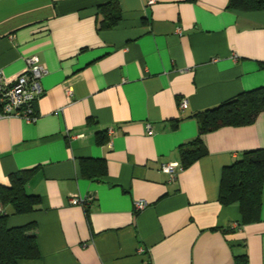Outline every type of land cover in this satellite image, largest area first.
I'll list each match as a JSON object with an SVG mask.
<instances>
[{
	"label": "crops",
	"instance_id": "obj_1",
	"mask_svg": "<svg viewBox=\"0 0 264 264\" xmlns=\"http://www.w3.org/2000/svg\"><path fill=\"white\" fill-rule=\"evenodd\" d=\"M111 1L0 0L5 82L33 55L48 72L36 122L0 119V185L34 170L27 193L41 199L8 220L34 226L41 256L28 264H264V192L261 221L241 228L239 207L219 202L224 168L264 148V112L204 135L207 155L175 178L161 170L197 137L196 113L264 87V11L118 0L121 20L102 28ZM86 160L104 161L106 174H85ZM90 196L87 207L70 202ZM138 200L148 205L136 212Z\"/></svg>",
	"mask_w": 264,
	"mask_h": 264
},
{
	"label": "trees",
	"instance_id": "obj_2",
	"mask_svg": "<svg viewBox=\"0 0 264 264\" xmlns=\"http://www.w3.org/2000/svg\"><path fill=\"white\" fill-rule=\"evenodd\" d=\"M196 2L197 0H188ZM228 8L238 12L264 11V0H228ZM102 28L112 29L121 20L118 0L101 5ZM264 112V87L243 92L220 105L196 113L199 132L197 137L180 148L181 168L186 169L207 155L203 136L227 127L252 125ZM83 172L92 177L107 172L104 161L86 160ZM34 170L21 171L10 176L9 186L0 185L3 208L10 207V214L0 215V264H28L40 258L37 238L31 232L32 224L9 227V216L30 214L39 209V196L27 193V186ZM89 176V175H88ZM264 192V148L243 153L242 157L225 167L222 173L219 202L223 206L237 205L241 219L239 228L261 221ZM235 264H249L247 255L238 256Z\"/></svg>",
	"mask_w": 264,
	"mask_h": 264
},
{
	"label": "built area",
	"instance_id": "obj_3",
	"mask_svg": "<svg viewBox=\"0 0 264 264\" xmlns=\"http://www.w3.org/2000/svg\"><path fill=\"white\" fill-rule=\"evenodd\" d=\"M150 3L152 4L153 1ZM26 66V72L13 84H7L0 72V119L15 117L24 119L30 123L36 122L38 119L34 106L45 93L42 79L48 72L36 55L26 59ZM66 93L71 96L72 90L68 89ZM180 106L181 109H186L188 107L187 101H182ZM147 129L148 134L153 135L151 125H147ZM161 170L165 174L175 178L177 172L182 170V168L179 163H169L162 165ZM93 199L95 198L91 196L85 199L73 197L70 202L72 205L87 207ZM147 205L146 201L138 200L134 203L135 211H142Z\"/></svg>",
	"mask_w": 264,
	"mask_h": 264
}]
</instances>
